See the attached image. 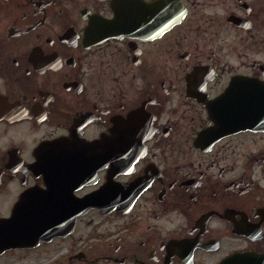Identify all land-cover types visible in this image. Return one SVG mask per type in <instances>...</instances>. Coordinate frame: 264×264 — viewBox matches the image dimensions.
I'll return each instance as SVG.
<instances>
[{"label": "flooded vegetation", "instance_id": "obj_1", "mask_svg": "<svg viewBox=\"0 0 264 264\" xmlns=\"http://www.w3.org/2000/svg\"><path fill=\"white\" fill-rule=\"evenodd\" d=\"M0 264H264V0H0Z\"/></svg>", "mask_w": 264, "mask_h": 264}]
</instances>
